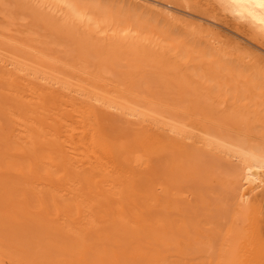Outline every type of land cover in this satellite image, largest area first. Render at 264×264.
Instances as JSON below:
<instances>
[{
  "label": "bare ground",
  "instance_id": "6f19581e",
  "mask_svg": "<svg viewBox=\"0 0 264 264\" xmlns=\"http://www.w3.org/2000/svg\"><path fill=\"white\" fill-rule=\"evenodd\" d=\"M117 1L142 13L160 6L157 0ZM213 1L246 27L252 41L264 44V0ZM10 3L12 11L5 8ZM113 5L0 0V263L161 264L168 250L184 243L179 256L188 254L195 243L185 234L187 226L176 231L170 220L172 212L181 213L180 204L157 195L154 182L139 170L148 160L166 158V178L174 185L189 149L239 164L230 180L237 210L223 237L227 246L208 264H254V256L244 258L246 251L237 254V239L245 232L251 244L262 247L264 260V243L254 237L264 222L254 218L264 207V133H254L264 126V69L254 63L263 54L234 66L228 50L199 49L190 39L173 37L169 28L156 30L158 23L128 19L121 4ZM161 6L158 16L164 9L163 15L180 22ZM19 15L30 21L12 37L10 26L23 19ZM48 41L56 62L70 58L62 72L46 58ZM110 110L122 116L117 122H132L120 136L102 121ZM74 179L90 184L97 200L93 209L66 198ZM138 195L151 199L136 202ZM186 214L185 209L180 223ZM242 218L249 220L248 229ZM168 264L184 263L171 255Z\"/></svg>",
  "mask_w": 264,
  "mask_h": 264
},
{
  "label": "rangeland",
  "instance_id": "374dc122",
  "mask_svg": "<svg viewBox=\"0 0 264 264\" xmlns=\"http://www.w3.org/2000/svg\"><path fill=\"white\" fill-rule=\"evenodd\" d=\"M92 1H94V2L96 1V3H99V5L101 4V6H109V5L111 6L115 3L114 4L115 6L113 5L115 8H118L119 7L118 4H121V6L118 9L121 10V13H123L124 16L126 15L125 17H128V19L134 20L136 18H140L141 21H143L145 23H147L149 21L150 24L152 23V25H153V23H154V25H157V23H158V25H157L158 27L156 28V30H159V28L160 29H168L169 28L168 29L169 33H172L173 37L178 36V38H180V39H181V37L182 38L185 37V39H190L191 42L194 41L198 45L199 49L208 50L209 48L206 49L208 47L207 45H212L216 49H219V47H220V49H223L224 51L228 50L227 52L229 54H231L230 57H233L231 59L232 61L230 62V64L234 65V66H236V65H238L239 67L245 66V64L250 63L249 61L253 62V61H255V59L259 58V56L263 54L262 56H260V58L262 57V59L261 60L257 59L260 61H255L254 63L258 62L261 67L263 64L262 69H264V44L262 43V45H259V43L256 44L257 42L252 41L249 38L248 31L245 29L246 27L242 24H237V22L235 20H233L228 13H226V12L224 13V11H221L218 8L216 2L213 0H157V1L154 0L156 2H160L159 3L160 6L153 8V9L156 8L154 11L155 13L149 12V11H153V9L152 10H146L147 12H149V14H148L145 11V13L148 15H146L145 13H142V12H144L143 9H142V11L137 9V8L133 9L134 6L132 4H130L128 1H125V2H118L117 0H116V2H115V0H113L114 2L111 0H92ZM6 4L8 5L9 2ZM162 4L168 6L167 8L169 10L170 9L173 10L172 15L178 17L180 22H177L176 19H172V18H171L172 19L171 20L166 15H163L164 14L163 11H165L164 9H161V10H163L162 11V18L165 17V19H170L171 22H170V20H165V19H162L161 16H158L156 14V11L158 13H160V10H157V9L163 8L161 6ZM130 5H132V7H130ZM5 8L6 9L8 8L7 10L12 11L13 5L10 3V6L5 7ZM130 9H131V11H130ZM160 15H161V13H160ZM16 16H18V14H16ZM24 16L26 18L21 16L24 19V21H23V19H15L12 27L10 26L11 30H10L9 34L12 37H15V36L18 37L19 36V35H16V34H18V32H17V30H16V32L14 31L15 28L18 29V31H20L21 29H19L18 26H20V28H23L22 25L26 27L27 23H29V21H30L29 17L26 15H24ZM19 17H20V15H19ZM181 18H183V19H181ZM188 19H190L191 23ZM18 20H21L23 22H20ZM164 20L167 21L168 23L170 22V24H171V25L169 24L170 27H167V23L164 22ZM181 20H183V21H181ZM184 20H185V23H184ZM186 20L188 21V23ZM181 23H183V24L181 25ZM205 24L208 26H206ZM164 26H165V28H163ZM186 29L188 31H186ZM170 31H172V32H170ZM42 33H43V31H42ZM207 33H209V34H207ZM214 35H216V36H214ZM220 36H222V37H220ZM49 37H50V39L53 40L52 36H49ZM222 38H223V40H222ZM49 42H51V41H48V43ZM49 45L51 47H49V50H47V52L51 51V48H54V44L52 45L49 43ZM241 45L243 47H245V49L240 48ZM237 46H239V47H237ZM221 47H223V48H221ZM231 49L234 52H232ZM241 49L244 51L242 52ZM247 49L248 50L253 49V50L248 53ZM52 51L47 54L46 58L49 62H56L55 61V60H57V59H55L56 55H55V53H52ZM245 51H246V53H244ZM250 53H252L253 56L250 55ZM256 53L258 54V57L255 58L254 54H256ZM59 55L61 57L67 56L64 53H59ZM251 56L253 58H250ZM244 57H245V59H244ZM238 58L240 59V61L243 64H241V62L239 61ZM236 60L239 62H236ZM56 64L58 67V68H56V70L58 72L59 71L62 72L63 68H67L66 65L69 66L70 58L67 56V58L65 60L59 59V61H57ZM157 71L159 72V69ZM157 71L155 70V72H157ZM155 75H157V73ZM102 77H104L106 79L112 78L110 75H108L106 73L102 74ZM172 86L174 87V85H172ZM172 86L170 85L171 88H172ZM176 88H178L177 85L173 89L177 90ZM113 112H115V111L110 110V111H108V113L107 112L104 113L102 121L107 127L110 126V129L115 131L116 136H120V131L123 128H129L128 125L129 126L132 125V122H130L131 123L130 124L128 122L129 121L128 120V121H126L125 124H123V122H125V120L122 121L123 119H121V122H117V121H119L118 119H120V117L122 118V116L119 117L118 114H114ZM255 124L260 125L261 123H255ZM126 125H127V127H126ZM95 127L98 128L99 124H95ZM263 127L262 128L257 127V130H255L256 126H254V130H255L254 133L256 132L255 135L261 134L260 136H262V132L264 133ZM258 129H261L262 132H261V130H258ZM188 152L191 153V155L188 156L189 158L188 157H186L185 159L179 158L181 161V164H180V167H181L180 171L181 172L179 171L180 172L179 179L177 180V182H175L176 184H174V185H171L169 183V180L166 178V170H167L166 166L167 165H164V164H166V161H165L166 158H165V160L161 159L162 157L159 160H155V159H151V161L148 160L146 165L142 166L139 171L148 175L150 180H152L154 182V188L156 190L155 193L157 195L162 196L163 194H165V196H166V194H167L172 199H175L176 201H178V203L180 204L181 209H182L181 213L179 215H175L172 212L171 217H170V220L171 221L174 220L176 223V227L174 228V230L177 231V229H178L177 227H179L184 232L185 229L183 227H185L184 225H186L187 230H185V234L189 238L192 239V241H193L192 244L195 243L193 246L194 248L191 251H189L188 254H186L184 256H179V252H180V250H183L185 248V246H186L185 243L184 244L180 243V245L182 244L181 249L170 250L171 253H169V250H168L167 251L168 253L165 252V253H167L165 255H170V256L172 255L173 259H178L180 263H184V264H208L210 259L217 256L218 249L221 245L225 244V247L227 246V243L225 241H223V237L227 231V228L229 225V220L232 218V216L235 214V212L237 210V207L235 206V201L233 198L234 197L233 195L235 194L236 189L234 190V188L231 186L230 180L233 181V179L235 178V176H234L235 174H233V171L235 168L238 169L239 164L237 165V163L235 161H232V160L228 159L227 157L221 158V157L217 156L215 153L208 152L207 150H199L198 151V150H194V149H189ZM165 156H163V158ZM162 162H163V164H162ZM18 173L19 172H16V174H18ZM238 180H239V177H238ZM68 184H69V187H71V189L73 190V192L70 195H69V192H66V194H67L66 198H73V199L77 198L78 201L80 202V204L83 203V205L81 204V208H83L84 210H89L90 208L93 209V207L95 206V201H97V200L95 198V195L93 194V192L90 189V184L87 185V184L79 182L75 179L70 181ZM233 184L237 185L238 182L233 183ZM44 186L46 187L45 181H44V183L40 184L39 189L43 188ZM141 192H143V191H141ZM98 199L100 200V198H98ZM133 199L136 202H141V201L149 200L151 198H150V196H145L142 199L138 195V196L134 197ZM35 204H36V199L33 201L32 206ZM185 209L187 210V214L184 216L186 223L182 224V223H180V221L182 220V216H183L182 212ZM219 210L222 213L221 215L216 214V212H219ZM261 210H262V212H261ZM261 210L257 215L254 216V218L259 219L260 221H264L263 220L264 219V207ZM259 215H260V217L257 218ZM184 218H183V220H184ZM242 219H243L242 223L245 224L244 228L248 229L249 228V220L245 219V218H242ZM256 219H254V222L257 221ZM240 225H242V224H240ZM261 225L259 224L258 231L256 233H254V237L256 236L259 239V241H263V243H264V222L263 223L261 222ZM245 234L247 237V232H245L244 234L241 235V236H243V237H241L242 239L241 238L237 239V241L238 240L242 241V242L241 241L238 242V245H239L238 247L236 245V248L239 249V250L237 249L238 250L237 254L238 255L241 254L242 250L246 251L247 253L244 252V256H245L244 258L248 257L247 259H251V257L254 256V260H255L254 264H256V263L257 264H264V260H262V258H261L263 255L262 247H258L257 245H255V242H254V245L251 244L248 240V237H247V239H245L246 238ZM258 234H259V236L262 237V239L259 236H257ZM250 244L253 245L252 246L253 248H251ZM240 245H242V246L240 247ZM207 247H209V248H207ZM234 248H235V246H234ZM247 248H248V250H247ZM244 249H246V250H244ZM193 250H194V252L192 253ZM211 251H212V253H211ZM174 253H176L178 255V258H175L173 256ZM170 256L168 257V259L170 258ZM168 259L165 262H161V264H168ZM261 261H263V262H261ZM13 263H14V261L12 259H4V261L0 264H13Z\"/></svg>",
  "mask_w": 264,
  "mask_h": 264
}]
</instances>
